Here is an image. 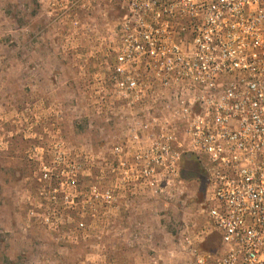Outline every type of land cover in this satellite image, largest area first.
<instances>
[{
	"label": "rangeland",
	"instance_id": "1",
	"mask_svg": "<svg viewBox=\"0 0 264 264\" xmlns=\"http://www.w3.org/2000/svg\"><path fill=\"white\" fill-rule=\"evenodd\" d=\"M123 16L113 0H0V264H192L180 230L217 253L192 157L171 189H123L89 216L129 127L109 96Z\"/></svg>",
	"mask_w": 264,
	"mask_h": 264
},
{
	"label": "built area",
	"instance_id": "2",
	"mask_svg": "<svg viewBox=\"0 0 264 264\" xmlns=\"http://www.w3.org/2000/svg\"><path fill=\"white\" fill-rule=\"evenodd\" d=\"M113 1L124 16L109 96L129 127L110 148L113 188H90L89 216L123 189H171L192 157L219 246L205 252L180 230L179 250L192 264H264V0Z\"/></svg>",
	"mask_w": 264,
	"mask_h": 264
}]
</instances>
